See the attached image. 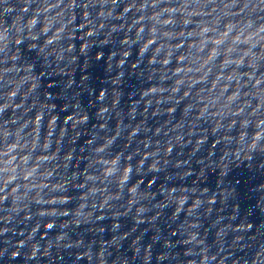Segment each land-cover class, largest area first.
<instances>
[{
    "label": "clouds",
    "instance_id": "obj_1",
    "mask_svg": "<svg viewBox=\"0 0 264 264\" xmlns=\"http://www.w3.org/2000/svg\"><path fill=\"white\" fill-rule=\"evenodd\" d=\"M0 264H264V0H0Z\"/></svg>",
    "mask_w": 264,
    "mask_h": 264
}]
</instances>
